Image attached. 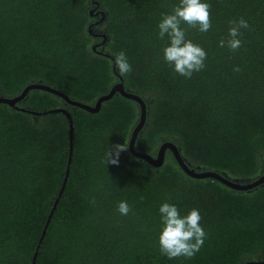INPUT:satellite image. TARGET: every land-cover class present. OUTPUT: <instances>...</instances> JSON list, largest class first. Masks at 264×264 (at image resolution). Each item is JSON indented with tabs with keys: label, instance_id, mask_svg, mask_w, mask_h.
Listing matches in <instances>:
<instances>
[{
	"label": "trees",
	"instance_id": "obj_1",
	"mask_svg": "<svg viewBox=\"0 0 264 264\" xmlns=\"http://www.w3.org/2000/svg\"><path fill=\"white\" fill-rule=\"evenodd\" d=\"M202 2L211 4V29L181 25L186 39L207 53L204 70L187 79L164 60L170 41L159 38L158 28L180 0H0V97L41 83L93 105L121 77L124 89L146 105L136 141L141 151L155 155L171 141L195 171L251 182L264 172V0ZM90 13L103 14L97 27L106 37L101 55L92 50ZM241 18L249 24L240 29L242 47H220L230 39V21ZM121 51L132 66L127 76L113 72ZM16 106L26 111L0 104V264H32L37 247L34 264L264 260V183L235 191L212 178L187 176L171 155L154 168L128 149L118 165L106 164L108 151L116 158L114 146L130 139L139 117L134 101L115 94L91 114L32 90ZM57 108L73 123L72 158L59 198L69 122L49 112ZM122 201L131 208L127 216L118 211ZM163 203L175 205L181 216L199 210L206 239L194 258L161 254Z\"/></svg>",
	"mask_w": 264,
	"mask_h": 264
},
{
	"label": "clouds",
	"instance_id": "obj_2",
	"mask_svg": "<svg viewBox=\"0 0 264 264\" xmlns=\"http://www.w3.org/2000/svg\"><path fill=\"white\" fill-rule=\"evenodd\" d=\"M186 24L189 28L198 29L201 33H207L211 27V4L202 0H180L172 14H165L158 25L159 38L168 37L170 44L163 49L164 60L174 71L187 79H191L194 73L205 68L207 59L206 51L191 40L186 39V31L181 27ZM229 37L226 42L221 40L220 47H227L235 52L242 47V41L238 38L240 29L249 28L244 19L238 22L230 21ZM115 65L121 76H127L132 71L126 54L121 51L115 55ZM235 71H240L237 67ZM116 158H111L112 153L106 154V164L118 165L120 152L128 149V143L116 145ZM121 215L127 216L131 211L128 203L122 201L118 204ZM161 214L162 230L159 236V250L169 260L184 257L192 259L202 248L206 239V233L201 226L202 217L199 210L192 209L187 215L181 216L179 209L172 204L163 203L159 208Z\"/></svg>",
	"mask_w": 264,
	"mask_h": 264
},
{
	"label": "water",
	"instance_id": "obj_3",
	"mask_svg": "<svg viewBox=\"0 0 264 264\" xmlns=\"http://www.w3.org/2000/svg\"><path fill=\"white\" fill-rule=\"evenodd\" d=\"M90 14H92V13H90ZM102 20H103V14H102L100 22H102ZM90 27L91 26H89V28H88L89 32H91ZM102 39H103L102 44H104L106 41L105 35H102ZM92 50L95 52L96 46H92ZM97 53L100 55L102 54L101 51L97 52ZM104 55L107 58H110L112 61H114L109 55H107V54H104ZM113 72L116 75L115 63L113 65ZM118 79H119V82L114 84L111 87V89L108 91V93L99 96L93 105H87V104H83V103H80L77 101L70 100L68 98V96H66L64 93H62L58 90H55L53 88H50V87H48L44 84H41V83H31V84L27 85L21 91V93L15 97H12V98L0 97V104H5V105H8L12 108L19 109L16 106V104L22 102L30 91L39 90V91H44V92L51 93L55 96L60 97L67 104H69L73 107L83 109L84 111L91 113V114H95V113H98L100 111V108H101V105L103 102L110 100L115 94H120L122 97L129 99L131 101H134L139 106L138 121H137L135 127L133 128V130L131 132L130 139L128 140V151H129V154H131L133 157L146 161L149 165H151L154 168H160L165 162L166 155L167 156L171 155V157L175 160L177 165L181 168V170L187 176L194 178V179L212 178V179L217 180L219 183L225 185L226 187L233 189L235 191L251 190V189H254V188H256L259 185L264 183V172L257 179H255L251 182L240 183L239 181H231L225 174L221 175V174H218V173L212 172V171H198V170L195 171L194 169L189 167V165L185 162V160L180 155V151L177 148V146L171 141H163L159 145L155 155H150L146 152L141 151V149L137 146L136 141H137L139 133L141 132V130L144 127L145 122H146V105H145V102L140 97H138L137 95L130 93L124 89L121 77H118ZM19 110L26 111L25 109H19ZM28 112H30V111H28ZM49 112L64 114L65 117L67 118L68 122H69V149H68L69 153H68L67 166H66V170H65V177L63 179L62 186H61L59 193H58V198H59V197H61V195L64 191V188H65V185H66L67 177L69 174V166H70L71 158H72L73 123H72V118H71L70 113H68L65 109L57 108L54 110H50ZM30 113L32 115L36 114L35 112H30ZM57 203H58V199H56L54 201L52 209L50 210V212L48 214V217L46 219L45 225L43 227V230H42V233H41V236L39 239V244L42 243V241H43V238L46 234V229L50 223L53 212L56 209ZM37 254H38V247L36 248V250L34 252L32 264H34ZM244 264H264V260H262V261H248Z\"/></svg>",
	"mask_w": 264,
	"mask_h": 264
},
{
	"label": "flooded vegetation",
	"instance_id": "obj_4",
	"mask_svg": "<svg viewBox=\"0 0 264 264\" xmlns=\"http://www.w3.org/2000/svg\"><path fill=\"white\" fill-rule=\"evenodd\" d=\"M91 15L94 17V21L90 24V26L93 28L92 29L93 31L90 32L92 38L94 39V43H92V46H96V51L95 52L97 53V52L102 51V49H103L102 46L104 44H102V41H103L102 35H104V34L101 35L99 30L97 29V27H98V25L100 23V20H101V16L98 18V13L97 14L95 13L94 15L92 13ZM88 32H89V30H88ZM97 49H99V51H97Z\"/></svg>",
	"mask_w": 264,
	"mask_h": 264
},
{
	"label": "rangeland",
	"instance_id": "obj_5",
	"mask_svg": "<svg viewBox=\"0 0 264 264\" xmlns=\"http://www.w3.org/2000/svg\"><path fill=\"white\" fill-rule=\"evenodd\" d=\"M92 29H93V28H92V27H90V31H93Z\"/></svg>",
	"mask_w": 264,
	"mask_h": 264
}]
</instances>
